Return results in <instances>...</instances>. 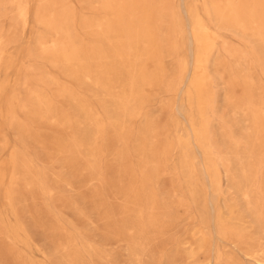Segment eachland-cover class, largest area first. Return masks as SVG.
Segmentation results:
<instances>
[{
	"label": "rangeland",
	"instance_id": "374dc122",
	"mask_svg": "<svg viewBox=\"0 0 264 264\" xmlns=\"http://www.w3.org/2000/svg\"><path fill=\"white\" fill-rule=\"evenodd\" d=\"M263 113L264 0H0V264H264Z\"/></svg>",
	"mask_w": 264,
	"mask_h": 264
},
{
	"label": "bare ground",
	"instance_id": "6f19581e",
	"mask_svg": "<svg viewBox=\"0 0 264 264\" xmlns=\"http://www.w3.org/2000/svg\"><path fill=\"white\" fill-rule=\"evenodd\" d=\"M232 7V6H231ZM208 33H210V32H208ZM251 94V93H250ZM264 114V113H263ZM165 143V142H164ZM167 160V159H166Z\"/></svg>",
	"mask_w": 264,
	"mask_h": 264
}]
</instances>
